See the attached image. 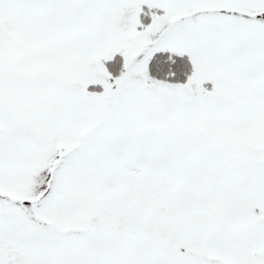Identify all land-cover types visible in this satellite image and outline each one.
I'll return each instance as SVG.
<instances>
[{
    "label": "snow or ice",
    "instance_id": "6c2138e0",
    "mask_svg": "<svg viewBox=\"0 0 264 264\" xmlns=\"http://www.w3.org/2000/svg\"><path fill=\"white\" fill-rule=\"evenodd\" d=\"M0 264H264V0H0Z\"/></svg>",
    "mask_w": 264,
    "mask_h": 264
}]
</instances>
